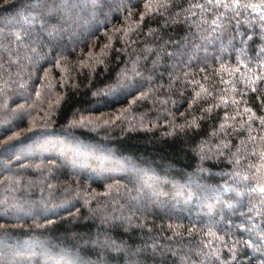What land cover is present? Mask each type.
Returning a JSON list of instances; mask_svg holds the SVG:
<instances>
[{
  "label": "trees",
  "instance_id": "obj_1",
  "mask_svg": "<svg viewBox=\"0 0 264 264\" xmlns=\"http://www.w3.org/2000/svg\"><path fill=\"white\" fill-rule=\"evenodd\" d=\"M260 117L264 0H0V264H264Z\"/></svg>",
  "mask_w": 264,
  "mask_h": 264
},
{
  "label": "snow or ice",
  "instance_id": "obj_2",
  "mask_svg": "<svg viewBox=\"0 0 264 264\" xmlns=\"http://www.w3.org/2000/svg\"><path fill=\"white\" fill-rule=\"evenodd\" d=\"M208 2H209V3H212L213 0H208ZM215 2H216L217 4H220V3H222V0H215ZM234 2H235V4H236L237 6L240 5V0H234ZM194 6H195V7H201V8L204 7L203 5H194ZM223 6L228 7V4H227V3H224ZM145 7H148V5L146 4ZM57 64H58V61H57ZM254 91H255V89H254ZM37 94H39V93H37ZM248 111H251V110L248 109ZM259 119H260V121H261V124L264 125V117H260ZM260 191H261L262 193H264V188H261Z\"/></svg>",
  "mask_w": 264,
  "mask_h": 264
}]
</instances>
